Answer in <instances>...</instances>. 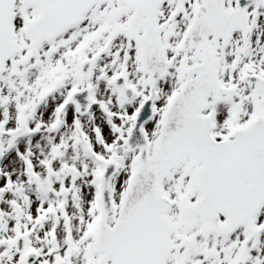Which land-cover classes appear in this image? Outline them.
<instances>
[{"label":"snow or ice","instance_id":"1","mask_svg":"<svg viewBox=\"0 0 264 264\" xmlns=\"http://www.w3.org/2000/svg\"><path fill=\"white\" fill-rule=\"evenodd\" d=\"M0 264H264V0H0Z\"/></svg>","mask_w":264,"mask_h":264}]
</instances>
